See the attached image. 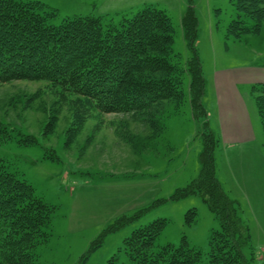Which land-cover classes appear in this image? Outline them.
I'll list each match as a JSON object with an SVG mask.
<instances>
[{
    "label": "rangeland",
    "instance_id": "obj_1",
    "mask_svg": "<svg viewBox=\"0 0 264 264\" xmlns=\"http://www.w3.org/2000/svg\"><path fill=\"white\" fill-rule=\"evenodd\" d=\"M31 1L56 11V25L75 16L117 22L148 7L162 10L171 19L173 48L182 63L193 56L182 27L183 15L193 4L199 20L196 49L208 82L215 69H249L250 75H240L245 103H255L252 87L264 84V19L258 33L227 39V28L237 18L231 0ZM243 79H250V85H243ZM183 90L181 105L164 102L158 108L164 128L156 129L143 119L145 114L102 113L76 96H63L60 87L46 81L0 83V159L56 208L50 237L35 249L38 264H82L85 256L84 264H123L125 240L159 219L169 221L158 238L160 247L179 246L187 239L204 255L209 252L219 223L202 198L189 195L164 202L196 179L203 133L208 131L209 114L201 120L193 117L187 74ZM203 103H214L209 89ZM27 136L36 143H25ZM220 151L216 148V158ZM191 209L198 216L190 226L186 214ZM244 209L241 205V217L249 224ZM243 253L244 262L264 264V249L256 248L252 235Z\"/></svg>",
    "mask_w": 264,
    "mask_h": 264
},
{
    "label": "trees",
    "instance_id": "obj_2",
    "mask_svg": "<svg viewBox=\"0 0 264 264\" xmlns=\"http://www.w3.org/2000/svg\"><path fill=\"white\" fill-rule=\"evenodd\" d=\"M231 1L237 18L227 28V39L258 33L264 0ZM55 17L57 12L40 1L0 0V83L46 81L60 87L63 96H76L80 103L102 113L145 114V121L163 129L158 108L164 102H184L187 74L193 117L207 116L203 103L206 79L196 49L199 20L193 4L182 18L184 37L193 53L184 63L173 48L171 19L162 10L148 7L117 22L91 15L66 18L56 25ZM251 94L264 134V84L253 86ZM209 126L203 133L198 176L164 199L202 198L219 223L210 238L209 252L204 255L187 239L179 246L160 247L158 238L169 221L159 219L125 240L123 264H248L243 252L251 245L250 227L241 217L240 203L228 196L216 177L219 139ZM25 143L35 144L36 139L27 136ZM55 210L0 159V264H38L35 249L50 237ZM197 216L196 209L189 210L186 223L191 226ZM86 260L87 256L82 264Z\"/></svg>",
    "mask_w": 264,
    "mask_h": 264
},
{
    "label": "crops",
    "instance_id": "obj_3",
    "mask_svg": "<svg viewBox=\"0 0 264 264\" xmlns=\"http://www.w3.org/2000/svg\"><path fill=\"white\" fill-rule=\"evenodd\" d=\"M248 74L251 73L246 68L215 69L209 82L205 74L204 99L209 89L214 103H204V106L221 150L216 158V177L228 196L244 206V217L249 223L253 244L264 249L261 247L264 245L263 131L259 127L256 104L245 103V95L239 91L240 75ZM249 83L250 79L242 80L243 85ZM199 172L200 168L193 178ZM248 186L249 192L246 190Z\"/></svg>",
    "mask_w": 264,
    "mask_h": 264
}]
</instances>
